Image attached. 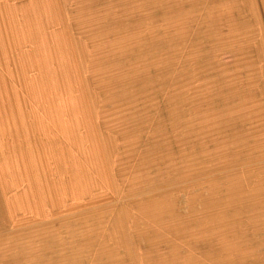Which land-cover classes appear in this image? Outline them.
<instances>
[{
  "label": "rangeland",
  "instance_id": "obj_1",
  "mask_svg": "<svg viewBox=\"0 0 264 264\" xmlns=\"http://www.w3.org/2000/svg\"><path fill=\"white\" fill-rule=\"evenodd\" d=\"M0 264H264V0H0Z\"/></svg>",
  "mask_w": 264,
  "mask_h": 264
}]
</instances>
